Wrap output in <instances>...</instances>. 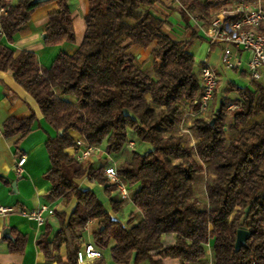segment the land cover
<instances>
[{
    "label": "trees",
    "instance_id": "1",
    "mask_svg": "<svg viewBox=\"0 0 264 264\" xmlns=\"http://www.w3.org/2000/svg\"><path fill=\"white\" fill-rule=\"evenodd\" d=\"M32 1L0 0L5 9L0 13V70L12 74L55 132L46 141L50 197L65 206L74 202L70 212L55 211V233L50 237L47 223L38 239L46 260L77 264L85 227L97 221L94 244L102 249L112 241L111 254L119 262L164 264L169 258L180 264H264V118L256 120L264 113V86L251 80L252 91L230 83L238 97H223L210 116L192 118L189 136L180 130L184 105L196 107L202 93L191 49L195 32L188 40L167 32V19L152 12L156 0H89L81 45L43 67L34 52H16L2 42L3 37L11 41L41 4ZM55 1L58 9L49 14L45 44L73 42L68 0ZM177 1L185 22L193 16L204 26L211 19V3ZM153 42L154 62L144 70L131 49ZM230 102L238 108L227 110ZM35 118L32 112L9 119L5 134L24 138ZM78 137L95 147L105 144L102 150L115 160L137 209L126 223L118 215L128 200L104 174L105 160L83 163L69 152ZM129 141L134 148H128ZM83 178L104 187L112 213L92 189L80 186ZM202 178L204 203L196 195ZM239 228L249 235L236 252ZM24 238L19 236L12 249L21 252ZM86 264L107 262L102 257Z\"/></svg>",
    "mask_w": 264,
    "mask_h": 264
},
{
    "label": "crops",
    "instance_id": "2",
    "mask_svg": "<svg viewBox=\"0 0 264 264\" xmlns=\"http://www.w3.org/2000/svg\"><path fill=\"white\" fill-rule=\"evenodd\" d=\"M9 1L14 3L17 0ZM202 1L211 3L210 17H213L217 11L231 6L237 0ZM246 1H249L254 5L256 0ZM68 3L75 34L73 42H64L53 45L45 44L46 36L43 37V35H46L49 14L58 9V3L55 0H47L38 5L32 12L28 22L22 25L13 35L12 40L8 41L6 37H3L2 42L16 52L24 50L34 52L40 65L43 67H50L57 55L61 52L69 55L75 53L84 39L86 31L85 18L89 11V0H68ZM261 4L264 6V0H261ZM182 9L183 6L177 0H156L152 7V12L162 19H167L168 23L165 26V30L178 40L191 39L193 37V32L197 34V36L192 39V52L195 53L198 47H207V56L200 62L199 68L204 61L209 64L211 63V65L212 63H215L211 59V55L214 51H217L218 58L216 63L212 66L217 71L219 77L221 75V70L227 71L228 69L247 75L245 69L249 53H242L243 62L239 68L226 66L223 61V45L210 44L206 39L205 43L199 36L201 33L198 31V21L191 16L188 22H185L181 15ZM262 30L264 31V24ZM155 46L156 43L153 42L146 49L137 46L132 47L131 51L135 55L137 64L140 68L144 70H150L152 68L154 62L152 51ZM149 61H151V65H148ZM257 82L264 86V72L263 77ZM229 84L230 82L227 85L228 91L222 96V98L227 97L235 99L238 95L236 92L229 90ZM240 87H247L252 91L255 90V86L251 80L242 84ZM220 100L221 99H218L217 97L216 91L212 101L213 107L211 106V110L212 108H218ZM188 109L189 108L184 105V110L187 111ZM32 112H34L36 118L32 123V130L27 136L20 138V133H14L9 136L5 134V123L9 119H24L30 116ZM263 118L264 113H261L256 120ZM70 133L77 136L73 131H70ZM54 135V130L42 118V114L34 100L15 82L10 72L0 70L1 205L14 206L16 209L30 210L36 209L42 204H48L53 207L55 211L60 212L65 210L70 212L74 202H72V206L68 208V206H65L61 200H53L49 195L52 184L46 176V173L50 168L51 163L46 149V141L48 136ZM69 152L71 153L72 149H70ZM20 155H26V161L23 165L21 174H17L15 166ZM14 183L15 187H13ZM79 184L82 188L90 187V183L86 178H83ZM107 210L111 212V209ZM112 215L113 217H117L114 214ZM54 222H57L56 217L50 215H46L45 223L39 224L37 221L29 219L18 212L0 214V264H50L38 245V239L47 231V223L52 224ZM97 227V221H90L85 227V231L93 235L97 230ZM6 228L10 229L12 238H8L4 235V230ZM52 232L53 229L49 232L50 237L52 236ZM19 236L25 237L23 250L21 252L12 249L18 244ZM60 255L62 257L66 255V247L64 245L60 249ZM168 259H164V264H168L166 263ZM174 261L176 264H180L178 260L174 259Z\"/></svg>",
    "mask_w": 264,
    "mask_h": 264
},
{
    "label": "built area",
    "instance_id": "3",
    "mask_svg": "<svg viewBox=\"0 0 264 264\" xmlns=\"http://www.w3.org/2000/svg\"><path fill=\"white\" fill-rule=\"evenodd\" d=\"M251 4L246 0L235 1L231 6L220 9L211 17L209 22L201 26L199 32L210 44H221L223 48V61L228 67L239 68L243 62L242 53L248 52L245 72L250 80L258 81L264 72V6L261 0ZM0 13H5L1 8ZM202 93L196 101L194 108H189L183 115L180 130L189 133L184 126L186 121H191L196 116H204L211 105L215 89L218 85L219 75L214 67L204 61L200 66ZM238 108L236 103L230 102L227 110L233 111ZM191 120H188V119ZM190 123V122H188ZM72 149V155L79 162L89 163L93 157H102L105 160L104 174L108 177L110 184L116 185L120 197L123 200L130 199L129 187L121 181L117 171L116 162L112 156L105 153L101 148L88 143L84 138L78 137ZM128 148L135 147L134 141L128 142ZM26 155H20L15 166L17 174H21ZM89 161V162H87ZM19 214L43 224L46 215L54 216L55 209L48 204H42L36 209H16L14 206L0 204V214ZM104 257L102 249L93 242L84 243L77 252V264H86ZM208 264H211L208 263Z\"/></svg>",
    "mask_w": 264,
    "mask_h": 264
},
{
    "label": "rangeland",
    "instance_id": "4",
    "mask_svg": "<svg viewBox=\"0 0 264 264\" xmlns=\"http://www.w3.org/2000/svg\"><path fill=\"white\" fill-rule=\"evenodd\" d=\"M199 36L206 43L205 38L202 35H199ZM206 56H207V47H198L196 49V52L194 53V57H195L196 67L198 69H199L200 62ZM217 58H218V52L214 51V53H212V55H211V59L216 63ZM215 63H212V65H214ZM148 65H151V61H149ZM249 80H250V77H249L248 74L247 75H243L240 72H235L234 70H229V69L227 71L221 70V75L219 77V81H218V85H217V87H218V89H217V97H218V99H221L222 96L225 95L226 92L228 91L227 85H228L229 82L230 83H235L236 86H241L242 84L248 82ZM230 96H233V95H230ZM213 99H214V96H213ZM210 115H211V105L209 107V110L207 111V113L204 116H210ZM188 120H191V119L189 118ZM188 122H190V123H188ZM192 122H193L192 120L191 121H186L185 124H184V126L189 129V133L185 132L189 136L192 135V131L190 130V126H191ZM228 136L230 137L229 133H228ZM193 141L194 140H192V142ZM102 147L105 148V144H103ZM102 147H101V149H103ZM101 159H103L101 156L100 157H93V160H91L90 162L89 161H87V162L97 164V163H99L101 161ZM200 166L204 167L203 164H201ZM89 183H90V187L89 188L92 189V191H94L96 193L98 198L104 203L105 207L107 209H110L111 207H110L109 198H108V196H107V194H106V192L104 190V187L101 186L98 183H91V182H89ZM196 195L201 200L202 203L205 202V181H204L203 178L200 179L197 182ZM71 206H72L71 204L68 205V208H70ZM136 211H137V209L134 206V204L131 201L128 200L126 205L124 206L123 212L121 214H119L118 217L123 223H126L128 218H129V215L132 212H136ZM51 225H52V229H53V232H52V235H53L55 233V231L58 229V223L54 222ZM84 242H86V243L93 242L94 243L93 235H91L87 231H85V233H84ZM111 243H112V241L109 243V245H107V247L102 248V251H103V254H104V257H105V261L107 263H112V264H134L133 260H131L129 263H123V262H119V261L114 260L112 258L111 250H110ZM210 259H211L210 255H209V259H208V256H207V260H210ZM166 263H168V264L169 263L176 264L174 259H168L166 261ZM140 264H150V263L148 261H146V262H143V263H140Z\"/></svg>",
    "mask_w": 264,
    "mask_h": 264
},
{
    "label": "water",
    "instance_id": "5",
    "mask_svg": "<svg viewBox=\"0 0 264 264\" xmlns=\"http://www.w3.org/2000/svg\"><path fill=\"white\" fill-rule=\"evenodd\" d=\"M47 0H33L32 3L37 4V3H42ZM46 35H43L45 37ZM64 130H60L58 133L62 134ZM13 187H15V183L13 184ZM4 235L7 236L8 238H12L10 234V229L6 228L4 230ZM249 231L247 229L239 228L237 229V234H236V240H235V245H234V250L237 252L240 250V248L244 245H246L247 239H248Z\"/></svg>",
    "mask_w": 264,
    "mask_h": 264
}]
</instances>
